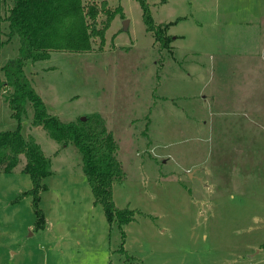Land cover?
Segmentation results:
<instances>
[{"label": "rangeland", "instance_id": "374dc122", "mask_svg": "<svg viewBox=\"0 0 264 264\" xmlns=\"http://www.w3.org/2000/svg\"><path fill=\"white\" fill-rule=\"evenodd\" d=\"M146 2L169 49L146 28L140 1L94 0L115 16L91 51L52 52L25 67L49 114L93 118L119 144L113 197L134 211L123 227L127 255L82 154L34 126L29 105L22 133L53 172L40 193L46 227L36 228L21 156L0 173V264H264V0ZM107 18L101 9L98 29ZM3 40L4 65L19 42ZM3 96L0 131L15 130Z\"/></svg>", "mask_w": 264, "mask_h": 264}, {"label": "trees", "instance_id": "16d2710c", "mask_svg": "<svg viewBox=\"0 0 264 264\" xmlns=\"http://www.w3.org/2000/svg\"><path fill=\"white\" fill-rule=\"evenodd\" d=\"M138 1L143 9L146 28L154 33L161 50L169 49L170 38L164 35L160 26L155 25L148 2ZM104 5L101 9L108 18L105 27L98 29L96 22L101 9L94 0L88 7L83 0H0V99L5 92H10L3 97L11 110V117L18 122L15 130L0 131V173H12L19 166L21 156L26 158L23 173L31 177L33 188L25 195L33 197L36 228L45 229V214L39 206L40 193L47 191L42 181L53 172L51 160L41 146L22 133V119L30 105L34 111V126L43 127L51 139L64 147L74 145L82 154L83 169L96 202L102 204L108 222L117 223L122 230L120 251L125 253L126 233L123 227L134 221V211L118 208L113 197L114 182L123 173L118 157L119 144L111 132L105 128L98 129L93 118L65 123L49 114L45 102L25 73L27 63L47 60L52 52L91 51L93 38L103 39L104 30L115 16ZM4 37L18 39L19 54L3 65Z\"/></svg>", "mask_w": 264, "mask_h": 264}, {"label": "water", "instance_id": "95a60500", "mask_svg": "<svg viewBox=\"0 0 264 264\" xmlns=\"http://www.w3.org/2000/svg\"><path fill=\"white\" fill-rule=\"evenodd\" d=\"M125 24H126L125 29L127 30V27H128V26H127V21H125ZM81 121H86V118H82Z\"/></svg>", "mask_w": 264, "mask_h": 264}]
</instances>
